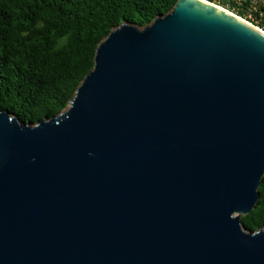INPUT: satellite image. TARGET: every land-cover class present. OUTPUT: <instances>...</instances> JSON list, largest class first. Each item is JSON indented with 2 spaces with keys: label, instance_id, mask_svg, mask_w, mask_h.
I'll list each match as a JSON object with an SVG mask.
<instances>
[{
  "label": "water",
  "instance_id": "1",
  "mask_svg": "<svg viewBox=\"0 0 264 264\" xmlns=\"http://www.w3.org/2000/svg\"><path fill=\"white\" fill-rule=\"evenodd\" d=\"M264 30L178 0L98 45L69 106L0 107V264H264Z\"/></svg>",
  "mask_w": 264,
  "mask_h": 264
},
{
  "label": "trees",
  "instance_id": "2",
  "mask_svg": "<svg viewBox=\"0 0 264 264\" xmlns=\"http://www.w3.org/2000/svg\"><path fill=\"white\" fill-rule=\"evenodd\" d=\"M178 0H0V107L37 122L69 106L93 69L98 45L122 22L143 27ZM264 26V0H209ZM255 21V19L253 18ZM242 217L264 227V177Z\"/></svg>",
  "mask_w": 264,
  "mask_h": 264
},
{
  "label": "rangeland",
  "instance_id": "3",
  "mask_svg": "<svg viewBox=\"0 0 264 264\" xmlns=\"http://www.w3.org/2000/svg\"><path fill=\"white\" fill-rule=\"evenodd\" d=\"M224 7V6H223ZM226 9H228L227 7H225ZM230 11H232L233 13H236V14H238L236 11H234V10H231V9H229ZM239 15V14H238ZM241 16V15H240ZM244 19H246V20H248V21H250L252 24H254V25H256L257 27H259V28H261L262 30H264V26H262L261 24H260V19H258V18H255V15L252 13V12H247V15L246 16H242ZM253 18L255 19V21L253 20Z\"/></svg>",
  "mask_w": 264,
  "mask_h": 264
}]
</instances>
